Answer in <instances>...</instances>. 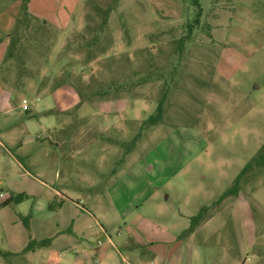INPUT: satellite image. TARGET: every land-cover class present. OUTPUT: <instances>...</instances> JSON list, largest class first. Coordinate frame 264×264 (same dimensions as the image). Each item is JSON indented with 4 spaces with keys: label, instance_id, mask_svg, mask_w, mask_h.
Masks as SVG:
<instances>
[{
    "label": "rangeland",
    "instance_id": "rangeland-1",
    "mask_svg": "<svg viewBox=\"0 0 264 264\" xmlns=\"http://www.w3.org/2000/svg\"><path fill=\"white\" fill-rule=\"evenodd\" d=\"M200 2L180 48L192 0H0V264L73 223L45 264H264V165L221 197L264 143V0Z\"/></svg>",
    "mask_w": 264,
    "mask_h": 264
},
{
    "label": "trees",
    "instance_id": "trees-1",
    "mask_svg": "<svg viewBox=\"0 0 264 264\" xmlns=\"http://www.w3.org/2000/svg\"><path fill=\"white\" fill-rule=\"evenodd\" d=\"M192 4L193 6H195V17L192 21H190L187 25V33L185 36H183L180 40V48H182L183 44L191 37L193 31L198 27V25L201 22V18L203 15V6L200 2V0H192ZM161 114H163V105L159 104L158 106V110L155 114H152L147 120L144 121V123L147 124H155L160 120ZM264 165V143L261 145V147L259 148L258 152L254 155V157L246 163L245 167L243 168V170L240 171V173L238 174V176L236 177L234 184L232 187H229L225 190V192L222 194L221 197H227V196H235L238 194L239 192V188H240V179L242 178L243 174L246 171H249L250 169H254L256 167H260ZM19 200H22L21 197H19ZM14 199L11 197L7 200H5L2 205L6 206L8 204H10ZM208 210V205H204L200 212L196 215V216H192V220H193V225H197L199 223L202 222V220L205 219V214ZM29 217H27L26 219V225L29 226V222H28ZM193 229H190V231H192ZM49 243L48 239H43V240H39V241H30L27 248L35 249L37 247L40 246H45Z\"/></svg>",
    "mask_w": 264,
    "mask_h": 264
},
{
    "label": "crops",
    "instance_id": "crops-1",
    "mask_svg": "<svg viewBox=\"0 0 264 264\" xmlns=\"http://www.w3.org/2000/svg\"><path fill=\"white\" fill-rule=\"evenodd\" d=\"M1 101H2V98H1L0 102ZM12 109H13V107L9 105V106H7L5 108L4 112H10ZM77 205L80 206L78 203H77ZM204 222L205 221H203L202 223H204ZM68 232L70 233V235L65 234V236H57L56 235V232H55L53 235H56V236H54V237H52L50 239H48L47 237H45V238L43 237V238L38 239L37 241L43 240V239H48L49 240V243L47 245L40 246V247H37V248L33 249L34 255H38L37 257H38L39 260L38 261H33L32 259H29V260L25 261L24 263H18V264H45V261L46 262H51L52 259H53V255H54L53 249L56 247V245H58L57 241H61V240H64L65 239L66 240V243L72 242L70 240V239H72V236L71 235L77 233V229H76L74 223L72 224V228H70L68 230ZM239 235H240L239 233L235 232L234 235L232 234V235H229L228 236L229 239L230 238H235L236 239L235 242H234V244H235V246H237L238 251H240V243H241L240 236ZM108 237H111V236H108ZM53 239H56L55 240L56 242L54 243V246H53V241H54ZM46 247L53 248L52 249V252H47V251H44V250L42 251V249H45ZM18 251L19 250H17L16 252H18ZM60 255H62V254H60ZM76 258H78V257H74L73 255L67 256V257L63 256L60 260L59 259H55V260H59L57 263L56 262L55 263L56 264H80L79 261H78V259H76ZM74 259H76V260H74ZM6 263H10V262L5 261V264Z\"/></svg>",
    "mask_w": 264,
    "mask_h": 264
},
{
    "label": "built area",
    "instance_id": "built-area-1",
    "mask_svg": "<svg viewBox=\"0 0 264 264\" xmlns=\"http://www.w3.org/2000/svg\"><path fill=\"white\" fill-rule=\"evenodd\" d=\"M25 109H28V106L27 105L25 106ZM1 195H3V193H1ZM98 243L101 244L102 243V240L99 239L98 240Z\"/></svg>",
    "mask_w": 264,
    "mask_h": 264
}]
</instances>
